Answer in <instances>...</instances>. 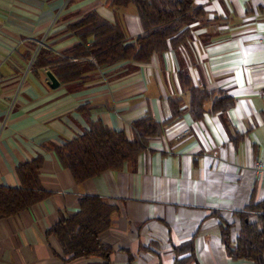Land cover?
<instances>
[{
  "label": "crops",
  "instance_id": "crops-1",
  "mask_svg": "<svg viewBox=\"0 0 264 264\" xmlns=\"http://www.w3.org/2000/svg\"><path fill=\"white\" fill-rule=\"evenodd\" d=\"M195 4L212 22L193 26L191 53L169 49L147 63L122 62L62 83L55 62L73 58L66 52L79 42L68 28L95 13L117 22L131 42L143 33L134 7L0 0V187L18 188L16 169L41 159L39 182L48 194L0 220V264H252L230 260L221 235L230 227L235 239L241 215L255 223L258 214L248 207L264 202V181L252 170L264 163V0ZM39 51L54 64L32 67ZM180 71L231 106L215 111L210 100L195 117ZM175 98L183 99L178 119L169 105ZM147 115L163 133L121 170L76 184L60 165L55 149L93 123L133 139V124ZM84 197L103 198L115 209L100 236L111 250L107 259L70 260L48 234L77 213Z\"/></svg>",
  "mask_w": 264,
  "mask_h": 264
},
{
  "label": "trees",
  "instance_id": "trees-1",
  "mask_svg": "<svg viewBox=\"0 0 264 264\" xmlns=\"http://www.w3.org/2000/svg\"><path fill=\"white\" fill-rule=\"evenodd\" d=\"M195 1L105 0V6L110 9L133 6L142 36L128 42L117 22L110 23L95 13L89 14L68 28L79 42L66 52V56H72L74 61L61 59L55 62L57 77L62 83H71L81 80L88 71L102 70L122 62L147 63L153 55H163L169 49H184L191 53L193 26H207L212 22ZM90 58L96 65L89 61ZM53 64L45 51H39L32 67ZM178 80L189 96L188 109L195 117L203 112L207 101L213 100L215 111L225 110L232 104L229 98L193 87L184 71L178 73ZM182 104V98L169 100L172 119L180 117ZM133 129L135 137L129 139L123 131L116 132L100 123H93L89 131L56 148L55 155L74 182L81 184L105 172L119 171L125 163L135 161L148 140L160 136L164 127L147 115L136 121ZM41 166V159L20 165L16 169L20 186L0 187V220L16 216L48 196L39 182ZM114 211V207L103 198L84 197L78 203L77 213L59 221L48 234L56 238L62 254L70 260L107 259L111 250L101 243L100 236L111 226ZM248 211L257 212V221L249 223L248 214H242L243 222L235 239L231 237L230 227L222 228L226 254L232 261L264 264V202L250 205Z\"/></svg>",
  "mask_w": 264,
  "mask_h": 264
},
{
  "label": "built area",
  "instance_id": "built-area-1",
  "mask_svg": "<svg viewBox=\"0 0 264 264\" xmlns=\"http://www.w3.org/2000/svg\"><path fill=\"white\" fill-rule=\"evenodd\" d=\"M43 44L42 43H40L39 44V49H40V47L42 46ZM37 55V54H36ZM65 58H67V57H65ZM35 59V58H34ZM70 62L71 61H74V59L73 58H70V57H68L67 58ZM89 61L91 62V63H93L94 65H96V62H95V60L93 59V58H90L89 59ZM253 172L260 178V179H262L263 181H264V163H257V164H255V166L253 167Z\"/></svg>",
  "mask_w": 264,
  "mask_h": 264
},
{
  "label": "water",
  "instance_id": "water-1",
  "mask_svg": "<svg viewBox=\"0 0 264 264\" xmlns=\"http://www.w3.org/2000/svg\"><path fill=\"white\" fill-rule=\"evenodd\" d=\"M47 77H48V79H49V81H50V83H51V88H55V87H57L58 86V82H57V80L52 76V74L51 73H47Z\"/></svg>",
  "mask_w": 264,
  "mask_h": 264
}]
</instances>
